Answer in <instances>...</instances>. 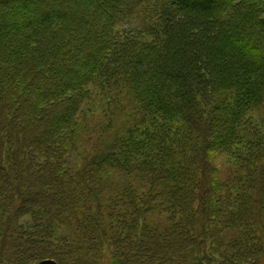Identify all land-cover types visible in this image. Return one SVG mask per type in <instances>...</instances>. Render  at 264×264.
Instances as JSON below:
<instances>
[{"label":"trees","instance_id":"trees-1","mask_svg":"<svg viewBox=\"0 0 264 264\" xmlns=\"http://www.w3.org/2000/svg\"><path fill=\"white\" fill-rule=\"evenodd\" d=\"M138 2L0 0V264H94L105 243L113 264L263 254L264 150L252 145L234 168L240 191H227L210 153L233 146L264 104V16L249 0H159L146 26L160 35L117 47L113 24ZM102 74L105 122L72 169L74 115ZM155 117L175 138L151 128ZM116 174L133 180L116 188Z\"/></svg>","mask_w":264,"mask_h":264},{"label":"rangeland","instance_id":"rangeland-1","mask_svg":"<svg viewBox=\"0 0 264 264\" xmlns=\"http://www.w3.org/2000/svg\"><path fill=\"white\" fill-rule=\"evenodd\" d=\"M158 1L159 0H139L137 6L139 9L135 8L134 6L135 3H134L131 4L134 7L132 10L129 9L125 10L126 13L124 12V14L119 18L118 22H115L113 24V28L111 29V32L114 36V40L117 41L116 44L117 47L119 46V44H122V42H125L124 45L126 46H130L129 44H131L133 46L137 45V48H139L141 46V44L138 42L141 41L139 39H143L144 37L145 39H147L145 41H152L154 39L153 37H156L159 34L160 31L158 27L155 26L153 30H149L148 27H150V25L146 26V24L151 21L149 15L158 12L157 11ZM249 1L251 3H249V5L247 4L246 7L249 8L251 5H253L254 8L256 7V9L261 10L260 15L264 16V0H249ZM194 23L195 22L193 21L189 22V26L190 25L193 26L192 24ZM117 47H113V49L111 48L109 52H107V54H109L110 52H111L110 54H112L114 49H116ZM120 50L121 48L119 50H116L113 53L114 55L113 57H116ZM105 81L107 80L104 78V75L102 74L99 76V78L95 77L94 80L88 83L84 88L85 96L81 100V103L79 104L77 111L74 115L75 123L77 124L78 127H80V132H79L80 138H79V143L76 145L77 146L76 153H74L70 158V167L72 169L79 168L80 167L79 165H81V163L83 162L81 158H86L90 154H92L93 152L92 148L94 146L95 141L97 140L96 139L97 133L100 127H102V124L104 125L105 121L103 118V114L107 110L106 104L109 102V100L107 101L108 98L107 96L108 93L110 92L108 91V89L105 88L106 87ZM110 94L114 96V93L111 92ZM150 126L152 129L157 130L163 134H166L167 138H175L176 136L175 129L169 123L159 118L155 117L151 121ZM252 145L255 148L254 152H257L261 147L264 150V104L258 106V108L253 109L252 111L247 112V114L244 116L241 125L239 126V139L233 146H231L226 151H217V152L214 151V153H210V160L212 162L213 168L216 167L218 170V175H219L218 177H220L222 182L227 181V187H228L227 191H240V189H238L239 188L238 182H240L238 176L240 175L237 176V174L235 173L236 170L234 168L240 167L242 163V159L248 157L252 149L251 148ZM258 146L259 149H257ZM263 156H264V152H263ZM255 166L257 170L260 167L257 164ZM241 174L243 175V173ZM123 176L125 175L116 174L115 176H112L114 183L117 184L116 188L121 186L123 180L126 181L127 178L133 180L132 177L125 176L127 178H124ZM134 181L136 182V179ZM111 195L112 194L109 191L105 192L106 197H109ZM149 218L150 221L158 222L162 220L164 216L152 215ZM236 218L237 217L232 216L233 220H236ZM19 221L23 222V224H25L26 227L30 226L27 225L29 218L26 216L22 217ZM260 225L263 226V229L261 227H259V229L264 232V222H262ZM64 229L65 227L61 226L57 234L61 235L62 233L63 235H67L69 229L67 230L65 229V231ZM107 229L106 230L108 233L112 232L111 227ZM58 245H56L55 247L56 250H58L57 248ZM101 245L102 244L98 246V250L99 248H101L99 250L100 251L99 257L95 258V261H93V263L113 264L112 260L115 261V259H117V257H115L113 254L114 251L113 246L110 245V243L109 244L105 243L102 246ZM61 259L63 260L62 256ZM40 261L37 262L30 260L28 264H37ZM257 261L258 262H256V264H264V252ZM69 264H71L70 260H69Z\"/></svg>","mask_w":264,"mask_h":264},{"label":"water","instance_id":"water-1","mask_svg":"<svg viewBox=\"0 0 264 264\" xmlns=\"http://www.w3.org/2000/svg\"><path fill=\"white\" fill-rule=\"evenodd\" d=\"M37 264H56V263L51 259H45V260L40 261Z\"/></svg>","mask_w":264,"mask_h":264}]
</instances>
